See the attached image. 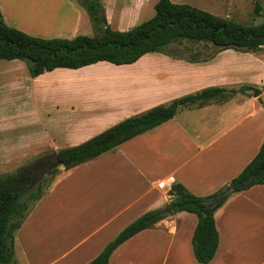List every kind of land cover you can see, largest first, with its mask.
<instances>
[{
    "label": "crops",
    "instance_id": "0c3cea01",
    "mask_svg": "<svg viewBox=\"0 0 264 264\" xmlns=\"http://www.w3.org/2000/svg\"><path fill=\"white\" fill-rule=\"evenodd\" d=\"M100 1L108 24L119 31L154 17L159 2ZM171 1L211 10L226 0ZM0 8L9 26L46 39H72L91 22L79 0H0ZM149 54L133 64L102 61L79 69L57 68L35 78L26 62L0 59V121L15 122L22 134L36 129L51 138L63 131L67 141L58 146L53 139L46 149L55 153L157 105L204 88L227 87L232 77L254 88L246 96L238 93L227 101L184 108L93 160L69 170L60 166L15 234L16 264H88L134 220L165 207L175 182L195 195H211L259 152L264 141V66L253 68L255 62L262 64L256 53L245 54L250 60H243L242 52L230 72L223 53L200 63L161 53L149 60ZM78 74L89 79L97 98L84 105L62 102L67 88L80 83L73 81ZM256 89H261L260 96ZM17 143L0 141V157L21 161L10 154ZM163 181L166 188L159 187ZM215 222L219 245L208 264H264V184L232 193L216 210ZM197 223L191 212L169 215L121 244L109 264H200L193 249Z\"/></svg>",
    "mask_w": 264,
    "mask_h": 264
},
{
    "label": "trees",
    "instance_id": "16d2710c",
    "mask_svg": "<svg viewBox=\"0 0 264 264\" xmlns=\"http://www.w3.org/2000/svg\"><path fill=\"white\" fill-rule=\"evenodd\" d=\"M79 2L95 28L93 36L78 35L72 39L32 36L9 26L0 8V59L26 62L30 75L35 78L57 68L79 69L102 61L115 65L133 64L148 53L200 63L212 60L223 50L258 53L264 49V21L246 25L189 4L159 0L153 18L130 30L119 31L108 24L100 0ZM186 43L212 48L214 52L209 56L191 53L190 57L171 52L172 45ZM253 89L250 86V91ZM238 93L245 94L246 89L215 86L178 97L128 117L79 145L60 149L57 152L59 165H51L45 158H40L0 177V264H16L15 234L61 172L60 166L69 170L175 118L184 108L202 107L213 100L227 101ZM254 94L260 96L261 89H256ZM47 175L52 176L50 181ZM259 184H264V141L256 156L226 186L236 193ZM218 192L198 196L175 182L170 189L171 200L165 207L148 211L134 220L88 264H109L110 257L121 244L169 215L182 211L194 213L198 218L193 234L196 260L200 264L210 263L219 245L215 212L232 194L208 205L207 200Z\"/></svg>",
    "mask_w": 264,
    "mask_h": 264
},
{
    "label": "rangeland",
    "instance_id": "374dc122",
    "mask_svg": "<svg viewBox=\"0 0 264 264\" xmlns=\"http://www.w3.org/2000/svg\"><path fill=\"white\" fill-rule=\"evenodd\" d=\"M206 11L211 12L216 16L230 19L237 23L246 25H256L264 21V0H226L222 3L215 4V8L211 10L207 9ZM155 13V9H153V16H155ZM112 28L118 30L117 25H113ZM95 33V28L92 22H90L87 27L82 28L80 34L93 36ZM170 50L171 52L181 57H190L191 53L196 52H199L201 56H209L214 52L212 48L205 49L202 45H190L188 43H186L185 45H172ZM220 53H223L221 55H225L223 60L228 63V67L230 68V70L228 71L230 72L235 70V68L233 69V67L238 65V63L240 62V57L238 55H240L242 52L229 49L223 50ZM245 54L254 55L253 53H244L243 60H250V56L248 57V55ZM156 55L158 54H149L148 59L150 56L155 57ZM254 56H256L258 58V61L260 60L262 64L255 62L254 64H252L253 68H262L264 66V49L261 51V54L256 53V55ZM149 60L147 64L149 66L153 65L154 63H149ZM231 74L232 75H230V77L233 76V72ZM78 76L79 74L73 75V77H75L73 81H77L80 83L72 84L70 85V87L67 88L65 96L63 93L60 97L62 102H64L65 100L77 101L79 104L83 103L84 105L86 103L91 102L92 99L97 98L91 90L89 79H87L83 74L80 77ZM76 77H78V79ZM232 78L233 79L229 82V85L227 86L228 88H244L246 89V93L244 96L250 93V85L247 83V81L239 80L237 78H235L234 80V77ZM5 116L8 117V115ZM15 124V122L10 120L2 122L0 121V126L2 127V129L0 128V141H2L3 143L18 142L17 144L20 145H17L16 149L12 148L10 150V154L14 158H20L21 161L13 163V161L10 160V157L2 155L0 157V177L20 170L22 167L28 165V163L35 159L45 158L47 160L48 157H51L55 153L53 150H46L52 146L53 139H55V142L58 144V146H61L68 139L67 136L63 134V131L61 133H56L51 138L48 137V132H46L45 134L44 132L38 131L36 129H29L31 131H24V133L22 134L21 130H16L17 128L13 127ZM22 159L25 160L22 161ZM46 178L50 181L52 179V176L47 175Z\"/></svg>",
    "mask_w": 264,
    "mask_h": 264
},
{
    "label": "water",
    "instance_id": "95a60500",
    "mask_svg": "<svg viewBox=\"0 0 264 264\" xmlns=\"http://www.w3.org/2000/svg\"><path fill=\"white\" fill-rule=\"evenodd\" d=\"M47 161L51 164V165H59L60 164V159L59 156L57 155V153H54V155H52L51 157L47 158ZM232 193V189L228 188L227 186H224L217 194L215 197L207 200V204L208 205H214L216 204V202L222 198L223 196Z\"/></svg>",
    "mask_w": 264,
    "mask_h": 264
},
{
    "label": "built area",
    "instance_id": "2783aa9c",
    "mask_svg": "<svg viewBox=\"0 0 264 264\" xmlns=\"http://www.w3.org/2000/svg\"><path fill=\"white\" fill-rule=\"evenodd\" d=\"M166 182L165 181H163V182H161L160 184H159V187L160 188H166Z\"/></svg>",
    "mask_w": 264,
    "mask_h": 264
}]
</instances>
